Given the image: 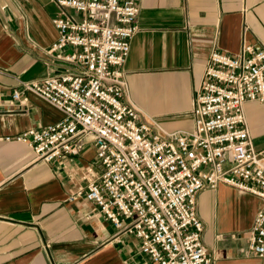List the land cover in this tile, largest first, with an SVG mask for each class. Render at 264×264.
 Returning <instances> with one entry per match:
<instances>
[{
    "label": "crops",
    "instance_id": "crops-1",
    "mask_svg": "<svg viewBox=\"0 0 264 264\" xmlns=\"http://www.w3.org/2000/svg\"><path fill=\"white\" fill-rule=\"evenodd\" d=\"M62 13L76 15L57 0H0V264H156L93 203L69 201L86 185L84 169L101 171L89 138L79 155L55 163L7 140L63 118L22 86L65 72L45 55L58 37L52 20ZM138 26L124 66L129 98L166 131L190 132L212 51L234 56L245 43L264 50V0H140ZM15 90L22 100L12 103ZM245 110L256 139L264 132V105L248 103ZM262 205L223 184L197 195L212 264H264L249 250Z\"/></svg>",
    "mask_w": 264,
    "mask_h": 264
},
{
    "label": "built area",
    "instance_id": "built-area-1",
    "mask_svg": "<svg viewBox=\"0 0 264 264\" xmlns=\"http://www.w3.org/2000/svg\"><path fill=\"white\" fill-rule=\"evenodd\" d=\"M75 16L52 20L58 37L45 50L65 72L24 82L63 118L7 140L55 163L79 155L89 138L101 168L84 169L85 187L69 201L91 202L119 236L135 237L156 264H212L197 195L219 185L263 201L249 250L264 259V149L257 150L245 107L264 105V50L245 43L237 55L210 54L197 90L193 131L169 132L129 98L124 66L139 31L140 0H57ZM22 100L15 90L12 103Z\"/></svg>",
    "mask_w": 264,
    "mask_h": 264
},
{
    "label": "rangeland",
    "instance_id": "rangeland-1",
    "mask_svg": "<svg viewBox=\"0 0 264 264\" xmlns=\"http://www.w3.org/2000/svg\"><path fill=\"white\" fill-rule=\"evenodd\" d=\"M252 135L254 137V132H252ZM254 143L257 150H261L264 147V132L261 133L258 138L255 139L254 137Z\"/></svg>",
    "mask_w": 264,
    "mask_h": 264
}]
</instances>
